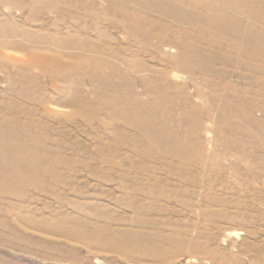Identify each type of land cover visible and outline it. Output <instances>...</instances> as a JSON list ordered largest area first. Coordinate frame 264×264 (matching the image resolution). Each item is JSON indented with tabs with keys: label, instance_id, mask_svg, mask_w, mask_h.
I'll return each mask as SVG.
<instances>
[{
	"label": "rangeland",
	"instance_id": "obj_1",
	"mask_svg": "<svg viewBox=\"0 0 264 264\" xmlns=\"http://www.w3.org/2000/svg\"><path fill=\"white\" fill-rule=\"evenodd\" d=\"M257 1L0 0V264H264Z\"/></svg>",
	"mask_w": 264,
	"mask_h": 264
},
{
	"label": "bare ground",
	"instance_id": "obj_2",
	"mask_svg": "<svg viewBox=\"0 0 264 264\" xmlns=\"http://www.w3.org/2000/svg\"><path fill=\"white\" fill-rule=\"evenodd\" d=\"M257 1V0H256ZM250 2V1H249ZM258 2V1H257ZM262 2V1H261ZM263 2H264V0H263ZM262 2V3H263ZM259 3V2H258ZM252 3H250V6H252L251 5ZM255 4V3H254ZM258 5V4H257ZM257 5L255 6V7H257ZM247 6V5H246ZM261 6V5H260ZM260 6H258V11L260 10L259 9V7ZM263 8V7H262ZM257 9V8H256ZM262 10V9H261ZM253 11V10H252ZM254 12V11H253ZM255 13V12H254ZM260 13V12H259ZM261 13H262V11H261ZM264 13V12H263ZM256 14V13H255ZM250 15H251V11H250ZM258 15H260V14H258ZM263 15V14H262ZM256 17H257V15H255ZM255 16H253V17H255ZM261 17V16H260ZM224 19V18H223ZM259 19V18H258ZM257 21H259L260 22V20H257ZM262 22V21H261ZM215 33V32H214ZM231 40V39H230ZM13 44V43H12ZM253 45V44H252ZM194 49V48H193ZM199 55V54H198ZM201 57V56H200ZM79 92V91H78ZM76 98H78V97H76ZM82 100V99H81ZM5 138V137H4ZM5 140V142H6V139H4ZM4 140H2V141H4ZM4 147V146H3ZM5 148H7V147H5ZM23 148V147H22ZM38 149V148H37ZM20 162V161H19ZM18 165V164H17ZM19 166V165H18ZM21 172V171H20ZM13 173V172H12ZM14 174V173H13ZM5 187V186H4ZM116 235V234H115ZM114 236V235H113ZM117 238H118V236H117ZM114 240V239H113ZM128 241V240H127Z\"/></svg>",
	"mask_w": 264,
	"mask_h": 264
}]
</instances>
